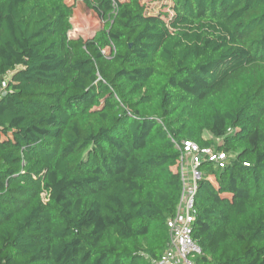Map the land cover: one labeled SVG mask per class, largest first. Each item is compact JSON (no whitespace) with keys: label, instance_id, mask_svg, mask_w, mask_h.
<instances>
[{"label":"trees","instance_id":"16d2710c","mask_svg":"<svg viewBox=\"0 0 264 264\" xmlns=\"http://www.w3.org/2000/svg\"><path fill=\"white\" fill-rule=\"evenodd\" d=\"M89 2L85 39L67 0H0V264H154L187 140L226 154L199 165L197 263L264 264V0Z\"/></svg>","mask_w":264,"mask_h":264},{"label":"built area","instance_id":"2783aa9c","mask_svg":"<svg viewBox=\"0 0 264 264\" xmlns=\"http://www.w3.org/2000/svg\"><path fill=\"white\" fill-rule=\"evenodd\" d=\"M7 78L0 80V98L7 91ZM181 155L178 158L176 169L182 181V191L175 215L169 219V244L154 264H198L196 256L203 254L200 244L193 238V220L196 216L197 183L202 178L199 165L204 157L221 162L226 154L216 153L209 146L201 147L192 140L184 141L180 146ZM221 166H223L220 163Z\"/></svg>","mask_w":264,"mask_h":264},{"label":"rangeland","instance_id":"374dc122","mask_svg":"<svg viewBox=\"0 0 264 264\" xmlns=\"http://www.w3.org/2000/svg\"><path fill=\"white\" fill-rule=\"evenodd\" d=\"M67 2L75 7V16L72 20L73 29L70 32V36L73 38L82 36L87 39L95 35L96 31L103 26L101 13L91 5L89 0H67ZM142 2L154 10H167V7L163 6L166 4L167 0H142ZM190 32L191 29L187 22L169 23L167 25V44L178 39H185L187 33ZM108 52L109 50H107V53Z\"/></svg>","mask_w":264,"mask_h":264}]
</instances>
